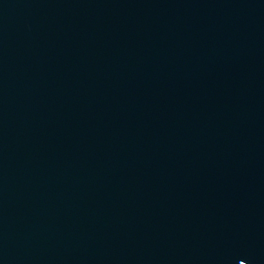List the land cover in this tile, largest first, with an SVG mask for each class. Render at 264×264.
<instances>
[{
  "label": "water",
  "instance_id": "obj_1",
  "mask_svg": "<svg viewBox=\"0 0 264 264\" xmlns=\"http://www.w3.org/2000/svg\"><path fill=\"white\" fill-rule=\"evenodd\" d=\"M246 0H0V264H223Z\"/></svg>",
  "mask_w": 264,
  "mask_h": 264
}]
</instances>
